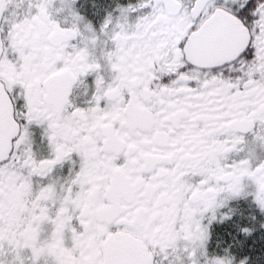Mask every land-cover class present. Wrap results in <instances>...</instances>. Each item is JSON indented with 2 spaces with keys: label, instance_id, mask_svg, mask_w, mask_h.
<instances>
[{
  "label": "snow or ice",
  "instance_id": "1",
  "mask_svg": "<svg viewBox=\"0 0 264 264\" xmlns=\"http://www.w3.org/2000/svg\"><path fill=\"white\" fill-rule=\"evenodd\" d=\"M0 264H264V0H0Z\"/></svg>",
  "mask_w": 264,
  "mask_h": 264
}]
</instances>
